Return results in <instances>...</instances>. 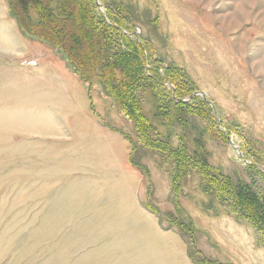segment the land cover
Returning <instances> with one entry per match:
<instances>
[{
    "label": "rangeland",
    "instance_id": "obj_1",
    "mask_svg": "<svg viewBox=\"0 0 264 264\" xmlns=\"http://www.w3.org/2000/svg\"><path fill=\"white\" fill-rule=\"evenodd\" d=\"M3 1L23 34L58 51L63 74L44 72L50 55L11 56L0 38V264H264V229L203 191L194 170L174 190L171 160L145 144L99 78H82ZM85 1L109 27L112 55L140 40L206 102L185 113L190 127L172 126L151 89L134 85L133 111L150 135L176 146L185 130L188 152L199 137L215 179L244 181L264 198V0Z\"/></svg>",
    "mask_w": 264,
    "mask_h": 264
},
{
    "label": "trees",
    "instance_id": "obj_2",
    "mask_svg": "<svg viewBox=\"0 0 264 264\" xmlns=\"http://www.w3.org/2000/svg\"><path fill=\"white\" fill-rule=\"evenodd\" d=\"M7 1L13 12L20 13L21 23L26 31L60 48L82 78L88 82H91L95 75L99 78L105 92L117 100L134 120V125L145 144L171 160L172 170L169 172V178L174 190H178L185 176L194 170L203 180L200 181L203 191L215 196L219 203L231 200L240 216L244 215L253 226L264 229V198L253 190L252 185L244 181L238 180L233 183L228 181V178L220 181L215 179L209 172L208 152L199 137L192 138L194 149L188 152L182 142L185 130L183 135L178 136L181 142L173 146L168 136L156 133L155 136H151L152 126L143 115L134 114L136 106L131 98L134 85L148 87L159 102V107L163 108L158 107L159 111H162L159 115L161 114L169 125L190 127L185 113L196 112L197 102L204 104L206 102L194 93L196 91L193 84L181 70L156 61L147 52L143 54L144 47L141 41L133 38L127 51L120 55H112L109 27L103 19L96 17L85 0ZM29 9L37 13V21L30 19ZM109 9L112 12L117 11L114 6ZM120 28L124 29V26H119V31ZM111 30L117 31L116 28ZM146 62L151 63L148 73H145ZM96 71H99V74H96ZM166 81L173 85V89L168 90L164 86ZM132 161L140 166L133 159ZM258 172L264 178V172ZM210 206L207 204V208ZM180 226L188 228L183 223ZM185 233L192 239L190 233Z\"/></svg>",
    "mask_w": 264,
    "mask_h": 264
},
{
    "label": "crops",
    "instance_id": "obj_3",
    "mask_svg": "<svg viewBox=\"0 0 264 264\" xmlns=\"http://www.w3.org/2000/svg\"><path fill=\"white\" fill-rule=\"evenodd\" d=\"M0 38L8 43L10 47L8 48V50H12L11 56L19 57L22 54H24L23 53L24 51L27 50H29L31 53L34 50L37 53V55L39 53H42L45 56L50 55L48 57L50 61H47L49 62L50 66L44 65L45 67L44 72L49 73L47 72V69H50L51 73L63 74V67L53 66L55 64V60H54L55 56L53 55V53L54 52L57 53L58 51L57 50L54 51V48L50 44L44 41H35L31 39L29 36L23 34L21 32V29L17 27L16 24L9 19L7 13V6L3 0H0ZM33 43L35 44V47L31 46ZM56 62L58 64V60H56ZM47 78H43V80ZM75 95L79 99L84 97V91L80 84H78L77 87L75 88Z\"/></svg>",
    "mask_w": 264,
    "mask_h": 264
},
{
    "label": "built area",
    "instance_id": "obj_4",
    "mask_svg": "<svg viewBox=\"0 0 264 264\" xmlns=\"http://www.w3.org/2000/svg\"><path fill=\"white\" fill-rule=\"evenodd\" d=\"M26 63H27L28 65L33 66V65H36V60H34V59H26ZM238 154H239V156L242 157V155H240V153H238Z\"/></svg>",
    "mask_w": 264,
    "mask_h": 264
},
{
    "label": "water",
    "instance_id": "obj_5",
    "mask_svg": "<svg viewBox=\"0 0 264 264\" xmlns=\"http://www.w3.org/2000/svg\"><path fill=\"white\" fill-rule=\"evenodd\" d=\"M205 100H206V98L203 96V93H202V95H201Z\"/></svg>",
    "mask_w": 264,
    "mask_h": 264
}]
</instances>
